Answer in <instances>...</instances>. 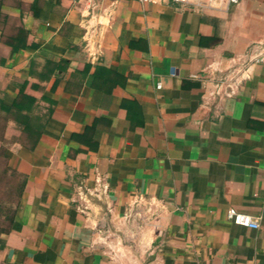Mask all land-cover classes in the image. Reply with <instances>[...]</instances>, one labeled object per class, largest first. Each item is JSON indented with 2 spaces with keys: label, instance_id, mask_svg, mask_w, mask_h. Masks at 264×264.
<instances>
[{
  "label": "crops",
  "instance_id": "obj_1",
  "mask_svg": "<svg viewBox=\"0 0 264 264\" xmlns=\"http://www.w3.org/2000/svg\"><path fill=\"white\" fill-rule=\"evenodd\" d=\"M263 42L264 0H0V264H264V60L217 89Z\"/></svg>",
  "mask_w": 264,
  "mask_h": 264
},
{
  "label": "built area",
  "instance_id": "obj_2",
  "mask_svg": "<svg viewBox=\"0 0 264 264\" xmlns=\"http://www.w3.org/2000/svg\"><path fill=\"white\" fill-rule=\"evenodd\" d=\"M140 1L147 2V1H153V0H140ZM174 1L178 3H186L189 1H199V2H204V3H210L213 0H174ZM228 1L231 3L239 2V0H228ZM85 46L87 47L89 52L91 51V47L93 48L96 47V51L97 49L99 50V48L101 47V36L98 30L90 29L86 31ZM96 51L94 54H96ZM262 60H264V42L259 43L258 49L256 50V52L250 55V58L248 60V65H245L242 69H239V70L237 68L232 69L231 70L232 73L230 75H226L221 80V82L217 83V89L220 90L221 86L226 84L230 88V91L228 92V94L234 93L237 83L241 82L242 80L246 79L249 76L248 69L250 68V65H251L250 63H254V62L262 61ZM102 187H103L102 190L105 193V191H107V187L105 185H103ZM99 191H100L99 188L86 189V191L80 189L79 193H80V197L86 199L85 197L88 194L96 195L99 197L102 194ZM227 217L232 222L239 224V225L246 226V227L258 228L260 226L259 217L253 216L248 213L238 212L234 209L228 210Z\"/></svg>",
  "mask_w": 264,
  "mask_h": 264
},
{
  "label": "rangeland",
  "instance_id": "obj_3",
  "mask_svg": "<svg viewBox=\"0 0 264 264\" xmlns=\"http://www.w3.org/2000/svg\"><path fill=\"white\" fill-rule=\"evenodd\" d=\"M4 123L0 115V138L4 134ZM5 141H0V223L8 221V214L17 200L20 191V179L15 177L14 172L8 167L2 156ZM9 212V213H8ZM10 215V214H9Z\"/></svg>",
  "mask_w": 264,
  "mask_h": 264
},
{
  "label": "trees",
  "instance_id": "obj_4",
  "mask_svg": "<svg viewBox=\"0 0 264 264\" xmlns=\"http://www.w3.org/2000/svg\"><path fill=\"white\" fill-rule=\"evenodd\" d=\"M23 102V101H22ZM22 102L19 100V101H16L15 103H14V105L12 106V107H10V108H7V113L9 114H13V113H15V114H17V115H14L15 116V118H17V120H19L20 119V121H22L23 119H25L24 117H25V115H23V114H21L22 113V110L24 109V107L23 106H21V104H22ZM17 108V109H16ZM16 109V110H15ZM0 140L2 141L3 140V134H2V136H1V138H0ZM3 155V157L5 156V154L4 153H2ZM10 212L11 213H9L8 214V220H12V217H13V215H14V213H15V209H10Z\"/></svg>",
  "mask_w": 264,
  "mask_h": 264
}]
</instances>
